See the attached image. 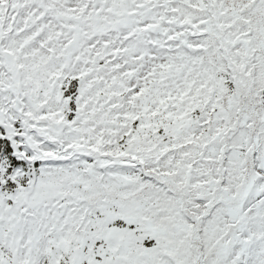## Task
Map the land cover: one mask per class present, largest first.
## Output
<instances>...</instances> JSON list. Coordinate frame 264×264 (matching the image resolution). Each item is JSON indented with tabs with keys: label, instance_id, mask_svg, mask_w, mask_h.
<instances>
[{
	"label": "snow or ice",
	"instance_id": "6c2138e0",
	"mask_svg": "<svg viewBox=\"0 0 264 264\" xmlns=\"http://www.w3.org/2000/svg\"><path fill=\"white\" fill-rule=\"evenodd\" d=\"M0 264H264V0H0Z\"/></svg>",
	"mask_w": 264,
	"mask_h": 264
}]
</instances>
